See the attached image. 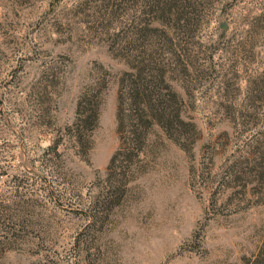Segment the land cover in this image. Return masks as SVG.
<instances>
[{
    "label": "rangeland",
    "instance_id": "1",
    "mask_svg": "<svg viewBox=\"0 0 264 264\" xmlns=\"http://www.w3.org/2000/svg\"><path fill=\"white\" fill-rule=\"evenodd\" d=\"M143 2L109 16L103 0H0V264H264V0H200L187 43L161 28L189 125L152 128L111 174L118 81L150 54ZM87 91L83 150L61 133Z\"/></svg>",
    "mask_w": 264,
    "mask_h": 264
},
{
    "label": "trees",
    "instance_id": "2",
    "mask_svg": "<svg viewBox=\"0 0 264 264\" xmlns=\"http://www.w3.org/2000/svg\"><path fill=\"white\" fill-rule=\"evenodd\" d=\"M128 1L133 0H103V9L101 10L109 16L117 14L118 11L125 14ZM199 1L144 0L141 10L143 14L139 17V22L143 24V28H139L137 34L139 35V32H142L143 38H150V54L145 58L143 57L144 54L138 52L135 57V60H138L137 67L127 63L128 68L133 67L137 72H125L118 81L116 121L120 145L116 153L111 157L107 168L111 174L117 172L124 174L130 168L134 157H138L143 151L142 148L152 128L157 127L167 135L170 129H175L172 128L174 126L180 128L189 125L184 122L180 111L179 106L182 104V98L166 82V61L162 60L159 53L160 50L156 46L157 43L163 44V40L168 42V39L162 34L164 33L161 30L162 27H170L178 35L183 36V41L186 42L185 37L195 31L194 24L191 21L198 20ZM144 15L146 16L145 19ZM133 20L135 22V19ZM145 21L146 23H144ZM154 23H158L159 28L153 27ZM122 32L127 34L128 31L123 30L120 34ZM127 37L118 38V35H116L113 46H116L117 50L127 51L130 47L129 38L127 39ZM181 50L184 53L182 55L185 60L189 61L185 49ZM126 55L116 56L125 57ZM182 55L180 54L179 58H182ZM183 68V72L186 75V69L185 67ZM97 96V93L90 94L87 91L80 97L76 107L74 122L66 126L64 132L61 133L63 138L68 137L83 150L88 149L91 145L90 134L98 126L99 108L98 104H96ZM167 136L170 139L172 138L169 135ZM54 147H57V144ZM105 190V197L102 200H98L95 203V207H98L97 204L103 207L108 203L109 196L107 194L114 191V187L109 185L106 186ZM1 220L0 218V222ZM2 222H5V220Z\"/></svg>",
    "mask_w": 264,
    "mask_h": 264
}]
</instances>
